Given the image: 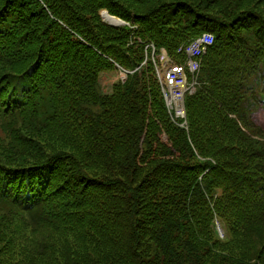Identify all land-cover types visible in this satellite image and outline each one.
<instances>
[{
	"label": "trees",
	"instance_id": "obj_1",
	"mask_svg": "<svg viewBox=\"0 0 264 264\" xmlns=\"http://www.w3.org/2000/svg\"><path fill=\"white\" fill-rule=\"evenodd\" d=\"M204 33L184 128L140 66ZM262 102L264 0H0V264H264Z\"/></svg>",
	"mask_w": 264,
	"mask_h": 264
},
{
	"label": "built area",
	"instance_id": "obj_2",
	"mask_svg": "<svg viewBox=\"0 0 264 264\" xmlns=\"http://www.w3.org/2000/svg\"><path fill=\"white\" fill-rule=\"evenodd\" d=\"M213 43V37L210 34L202 35L197 40L190 43L185 48H181L179 53L185 54L187 56L186 64L185 65H172L165 69L166 75H164L160 80V73L158 72V77L160 80V84H162L165 80L173 81L175 83H183V91L175 90L172 93L168 91V88L165 87V84H162V93L165 98L167 107L170 111H173L174 116L176 119H184L185 112L183 107V99L185 94L191 93L195 86L194 76L198 72L199 63L198 60L203 57L206 53L207 47H209ZM166 61V57L164 55L161 56V62ZM164 61V62H165ZM186 70L192 75V81L188 82ZM169 73V74H168ZM182 75V80L178 75ZM170 76H172L170 78ZM168 77V78H167ZM174 92L176 94H174ZM170 96L173 98L175 97L174 101L176 105H171L168 102Z\"/></svg>",
	"mask_w": 264,
	"mask_h": 264
},
{
	"label": "rangeland",
	"instance_id": "obj_3",
	"mask_svg": "<svg viewBox=\"0 0 264 264\" xmlns=\"http://www.w3.org/2000/svg\"><path fill=\"white\" fill-rule=\"evenodd\" d=\"M103 12H106L107 13V11H105V10H103V11H101V14H102V16H103ZM107 15H108V18H110V19H115V18H113V17H111L108 13H107ZM101 17V16H100ZM101 19L104 21V22H108L104 17L102 18L101 17ZM117 19H115L114 21H116ZM109 23V22H108ZM145 50L147 51L146 53H145V57H144V61L141 63V66L140 67H142V66H145V65H148L149 67H151V69H152V73L154 74V76H155V79L157 80V82H158V84H159V80H158V77H157V75H156V69H157V66H156V63H155V59L154 58H152V50H151V48H148V46L146 47L145 46ZM167 60H169L168 62H170V60H172V58H168ZM167 62V63H168ZM171 64V63H170ZM167 64H165V66H166ZM138 66V69H139V71L140 70H142L140 67ZM148 66L147 67H144L145 68V71H147L148 70ZM164 65L162 64V67H163ZM160 73V72H159ZM123 75V76H122ZM164 75H166V72H164V73H160V76H164ZM121 77H123V79H125V77H126V75L124 74V73H121L120 74V72L119 71H113V72H111L110 74H106L105 76H101V78H100V83H101V86H102V89H103V92H105V95H109V94H111L112 93V89H110L111 88V86L113 85V84H117L118 83V80L121 78ZM172 76H170V78H171ZM168 78V77H167ZM160 86V85H159ZM105 89H107V90H105ZM174 94H176L175 92H174ZM162 95V98L164 99L163 101H164V103H165V107H166V101L167 100H165V98H164V96H163V94H161ZM166 109H167V112H172L173 113V111H170L169 110V108H167L166 107ZM170 117V120H171V116H169ZM173 118H175V116L173 115ZM252 118H253V120H254V122L258 125V126H260V127H264V102H262L259 106H257V108L255 109V112L252 114ZM83 242V241H82ZM126 257H128L127 255H126ZM129 258V257H128Z\"/></svg>",
	"mask_w": 264,
	"mask_h": 264
},
{
	"label": "bare ground",
	"instance_id": "obj_4",
	"mask_svg": "<svg viewBox=\"0 0 264 264\" xmlns=\"http://www.w3.org/2000/svg\"><path fill=\"white\" fill-rule=\"evenodd\" d=\"M103 17H104L108 22H111V23H113V24L116 23V22L114 21L115 19H110V18H108L107 13H104V12H103ZM167 62H168V61H165V62H163V64H166ZM168 74H169V73H168ZM178 76H179V77L181 78V80H182V75H181V73H180V75H178ZM160 80H162V79H161V76H160ZM162 84H165V87L168 88V91H169L170 93H172V92L175 91V90H178V91H183V90H184L182 81H181L180 83H175V82H173V81L165 80ZM174 99H175V97L173 98L172 96H170L168 102L171 103V105H176V102L174 101Z\"/></svg>",
	"mask_w": 264,
	"mask_h": 264
},
{
	"label": "water",
	"instance_id": "obj_5",
	"mask_svg": "<svg viewBox=\"0 0 264 264\" xmlns=\"http://www.w3.org/2000/svg\"><path fill=\"white\" fill-rule=\"evenodd\" d=\"M104 13H106V12H104ZM101 17L103 18L102 14H101ZM115 22H116L115 24H110V23H109V24L112 25V26H120V25H124V23L121 22V21H119V20H116Z\"/></svg>",
	"mask_w": 264,
	"mask_h": 264
}]
</instances>
